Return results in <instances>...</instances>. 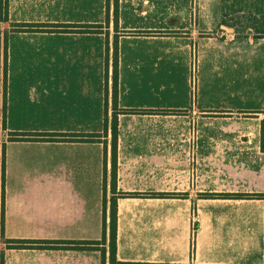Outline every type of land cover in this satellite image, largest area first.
<instances>
[{"label": "crops", "instance_id": "0c3cea01", "mask_svg": "<svg viewBox=\"0 0 264 264\" xmlns=\"http://www.w3.org/2000/svg\"><path fill=\"white\" fill-rule=\"evenodd\" d=\"M37 5L0 8V239L66 244L6 249L4 264H110L112 200L117 263L264 264V197H233L264 196V40L218 48L195 96L187 85L160 95L140 69L126 78L161 58L120 41L112 170L113 94L97 87V35L66 32L96 24L97 0ZM69 40L76 54L64 56ZM65 68L95 85L50 89Z\"/></svg>", "mask_w": 264, "mask_h": 264}, {"label": "rangeland", "instance_id": "374dc122", "mask_svg": "<svg viewBox=\"0 0 264 264\" xmlns=\"http://www.w3.org/2000/svg\"><path fill=\"white\" fill-rule=\"evenodd\" d=\"M28 1L39 6L46 0ZM120 6L122 8H119ZM2 7L7 8V4L0 6ZM95 18V25L66 26L70 27L66 28V32H90L97 35V87L98 90L102 89L103 93L109 87L113 94L114 60L118 66L120 41L124 42V49L154 52L161 58L154 66H141L132 71H125L126 78L127 74L132 76L140 69L143 75L152 78L150 81L153 90L160 92V95L166 94L165 91L169 92L171 88L178 89L187 85L195 96L197 89L204 91V65L216 64L218 48L223 49V44L226 49L248 48L250 43L264 40V0H97ZM222 28L232 32H223ZM57 41L48 40L49 56L57 55L55 46L60 45ZM62 44L64 56L76 54V45L72 40L65 43L62 41ZM14 50L15 54H19L21 49ZM109 62L111 73L108 76ZM182 70L185 71L186 77L183 76ZM65 71L66 68V79H49L50 89L54 86L82 88L85 85H95L92 76L85 81L84 78L72 79ZM260 84L258 82V85ZM127 85L132 86L130 82ZM129 87L127 88L130 90ZM99 132H102V135H96L98 140L105 134V127L98 128ZM4 136L8 141L9 134ZM1 253H6V245L2 239Z\"/></svg>", "mask_w": 264, "mask_h": 264}, {"label": "trees", "instance_id": "16d2710c", "mask_svg": "<svg viewBox=\"0 0 264 264\" xmlns=\"http://www.w3.org/2000/svg\"><path fill=\"white\" fill-rule=\"evenodd\" d=\"M7 0H1L0 6H6ZM3 8V7H2ZM1 19V18H0ZM1 21H7L6 16L1 19ZM223 29V28H222ZM226 32L231 33L232 30L225 29ZM117 52V47H114V53ZM116 55V54H115ZM117 61L114 60V68H113V119H112V125H111V158L112 163L111 167L112 170H116V143H117ZM264 127V125H263ZM264 129V128H263ZM264 132L262 131V135ZM13 136H17L16 134ZM25 136V135H22ZM13 139V138H12ZM262 149L264 150V143L262 142ZM115 175V174H114ZM113 186L115 187V184L113 183ZM113 187V190L115 191V188ZM129 196H136V195H129ZM161 197H164L166 195H158ZM208 197H215V196H208ZM223 197H231V196H223ZM237 199H243L244 197H253V198H263L262 195H255V196H243V195H236L233 196ZM2 226V222L0 224ZM115 226H116V212H115V200H112L111 205V214H110V237H109V262L110 264H121L117 263L115 259ZM3 234L2 227H1V235ZM3 240V243L6 245V249H39V250H56L59 248L60 245L66 244L62 242H55V241H10V240ZM73 245H78L81 243H69ZM95 245H100L99 242H97ZM102 255L104 254L103 251ZM0 264H4V256L1 253L0 254Z\"/></svg>", "mask_w": 264, "mask_h": 264}]
</instances>
